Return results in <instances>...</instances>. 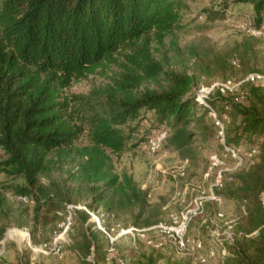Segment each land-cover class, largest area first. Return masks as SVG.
<instances>
[{
  "label": "trees",
  "instance_id": "obj_1",
  "mask_svg": "<svg viewBox=\"0 0 264 264\" xmlns=\"http://www.w3.org/2000/svg\"><path fill=\"white\" fill-rule=\"evenodd\" d=\"M237 1L250 3L255 23L262 22L264 0ZM184 7V0H0V173L25 180L13 190L34 201L35 215L62 210L72 201L69 192L84 189L89 207L137 211L136 219L145 216L134 222L139 227L157 223L147 214L146 190L131 175L114 171L111 154L124 150L134 131L129 122L142 111H153L151 127L167 132L168 146L190 152L191 123L210 113L194 92L215 70L209 72L203 62L233 70L192 48V70L152 57L151 42L162 44L180 26ZM226 7L206 10L202 27L222 18ZM231 53L243 80L253 72L250 65L257 56L252 39L237 42ZM117 63L123 70L103 87L88 94H62L85 75ZM207 103L223 124L220 148L233 149L239 157L254 153L228 174L231 182L225 178L218 192L245 209L244 235L230 246L227 263L264 264V83L245 80L225 94L215 89ZM200 131L199 137L207 139L206 131ZM83 135L86 142L79 143ZM55 171L63 180L50 186L41 182ZM92 244L100 247L95 234L78 242L83 257Z\"/></svg>",
  "mask_w": 264,
  "mask_h": 264
},
{
  "label": "rangeland",
  "instance_id": "obj_2",
  "mask_svg": "<svg viewBox=\"0 0 264 264\" xmlns=\"http://www.w3.org/2000/svg\"><path fill=\"white\" fill-rule=\"evenodd\" d=\"M184 2L186 7L180 12V26L173 28L162 44L151 42L152 57L167 59L175 68L192 70L194 57L189 51L192 48L210 62L220 63L222 68L233 66L231 72L222 71L216 69V65L207 67L203 62L209 72L215 70L210 79L205 76L195 85L194 92L198 93L201 86L214 82L242 81L243 74L237 70L238 59L231 50L237 42L250 38L257 50L256 59L250 65L251 73L262 76L257 82H263L264 12L262 22L257 25L250 3L237 0ZM224 5L227 6L224 16L203 28L206 10ZM122 70L119 63L111 64L104 72L85 75L62 94H88L93 88L108 84L109 77ZM209 81L210 84H206ZM210 120H216L211 110L200 123H191L194 135L190 152L168 146V134L159 148L152 151L148 138L157 132L151 127L153 111H142L129 122V128L134 131L130 133L126 128L130 137L124 150L119 155L111 154L114 171L131 175L137 185L146 190L150 204L147 214L158 220L156 224L171 226L172 230L153 228L144 234L137 231L122 234V228H148L156 224L137 226L134 222L145 218L136 219L137 211L111 213L102 207H89L91 199L84 189L80 193L69 192L67 198L72 201H66L62 210L55 213L42 210L35 215L34 201L19 197L13 190L14 186L24 185L25 180L19 175L0 173V264H228L232 255L230 246L236 245L238 238L244 235L241 226L245 209L242 203L218 192L223 190L225 178L231 182L228 174L246 164L254 153L239 157L233 149L223 151L218 145L223 143L221 124L215 122L212 126ZM200 129L206 131L207 139L199 137ZM81 138L79 143L86 142V135ZM213 156L217 160L215 164ZM2 157L0 153V160ZM60 179L63 180L61 172L55 171L49 177L42 176L41 182L50 186ZM66 183L71 187L78 185L72 181ZM261 199L264 203V193ZM183 221L185 248L180 249L174 243V236ZM91 234L96 235V245L100 247L92 244L89 254L83 257L78 242L85 236L91 238Z\"/></svg>",
  "mask_w": 264,
  "mask_h": 264
},
{
  "label": "built area",
  "instance_id": "obj_3",
  "mask_svg": "<svg viewBox=\"0 0 264 264\" xmlns=\"http://www.w3.org/2000/svg\"><path fill=\"white\" fill-rule=\"evenodd\" d=\"M260 79H262V76H260L259 74H256V73H251V74H248L246 76V78L242 81L249 80V81L257 82ZM242 81L234 82L232 80H224V81H220V82H214V83L207 85V86H201L198 90V93H197V99H198L200 104L208 107L211 111H213L207 103V98H208L209 94L215 89L219 90L222 94H225L227 92L234 90ZM263 82H264V80H263ZM215 122L217 124H221V129L223 128V124L217 118H216ZM221 133H222V131H221ZM166 136H167V132L165 130H158L154 135H152L148 138L149 148L152 151H155L156 149H158L161 142L166 138ZM212 159H213V163L215 164L217 162L215 156H213ZM184 218L186 220L187 216H185ZM153 228H159V229H164V230H172L173 229V227H171V226H166V225H163L160 223V224L150 226L148 228H135V227H127L124 229L122 228L121 233L126 234V233H132L133 231H137V232H142V234H144V231L150 230ZM184 228H185V222L183 221L182 224L179 226V230H175L174 243L180 249L185 248V242H184L183 237H182V230H184Z\"/></svg>",
  "mask_w": 264,
  "mask_h": 264
},
{
  "label": "bare ground",
  "instance_id": "obj_4",
  "mask_svg": "<svg viewBox=\"0 0 264 264\" xmlns=\"http://www.w3.org/2000/svg\"><path fill=\"white\" fill-rule=\"evenodd\" d=\"M26 240H28V237H27V239ZM29 241V240H28Z\"/></svg>",
  "mask_w": 264,
  "mask_h": 264
}]
</instances>
